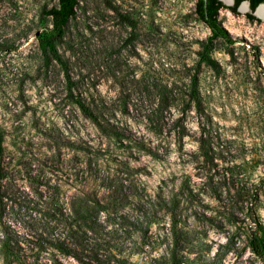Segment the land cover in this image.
Here are the masks:
<instances>
[{"label":"rangeland","instance_id":"1","mask_svg":"<svg viewBox=\"0 0 264 264\" xmlns=\"http://www.w3.org/2000/svg\"><path fill=\"white\" fill-rule=\"evenodd\" d=\"M56 4L0 0V264H78L40 251L52 199L70 207L81 191L104 199L111 188L134 216L136 197L157 201L166 186L184 192L175 232L169 216L146 237L125 224L126 255L135 242L141 251L133 264L169 262L173 249L178 264H264L249 244L264 228V18L222 9L235 44L214 41L213 69L199 65L212 31L197 0H80L58 45L61 64L44 58L36 37ZM77 99L118 135L104 134ZM94 159L105 184L85 182Z\"/></svg>","mask_w":264,"mask_h":264},{"label":"trees","instance_id":"2","mask_svg":"<svg viewBox=\"0 0 264 264\" xmlns=\"http://www.w3.org/2000/svg\"><path fill=\"white\" fill-rule=\"evenodd\" d=\"M250 2V8L254 13L256 8L264 3V0H235L233 6H227L221 0H197L196 14L212 31V35L203 46L199 65L203 63L217 69L218 62L212 57L213 43L217 39H224L229 44H235L228 30L223 26L219 19L222 9H230L237 13L240 5ZM80 0H57V4L51 8H45L42 12L43 18L51 19V27L45 28L37 37L44 58L49 61H58L63 64L58 45L65 37L66 29L72 19L76 17L77 8ZM252 21H259L252 13L247 14ZM193 94L198 96V80L197 76L193 80ZM77 103L82 112L89 118L104 134L117 136L118 133L108 124L106 125L98 112L91 106L87 105L83 100L77 99ZM6 135L2 127H0V191L2 182L5 178L4 170V153ZM202 155L208 156L205 147V141H201ZM87 150V149H85ZM98 165L96 160H91L86 167L87 175L84 177L85 182L97 184L98 180H102L105 184L108 181L106 176L99 175L97 171ZM109 195L104 199L99 197L96 192H84L75 195L70 203V207H66L60 203L58 199H50L47 207L43 211L44 218L47 222V230H51V234L47 237L42 236L40 251L49 252L55 250L61 255L73 258L78 264H133L131 256L140 254V249L135 242L132 247V255H126L125 245L121 242L119 231L127 224L132 233L140 234L146 237L152 227L164 220L165 216H169L173 221V232H175L178 219L180 217L181 197L184 192L169 189L166 186L162 188L161 194L157 201H142L143 198L136 197V207L134 216H126L121 213L118 208L120 199L114 193V189L108 188ZM44 198L42 193H39ZM45 203V202H44ZM149 203V205H148ZM44 206V205H42ZM42 212V211H41ZM105 213V216L102 215ZM160 213H163L160 217ZM52 222L56 223L55 227H50ZM58 227L59 233L53 231ZM56 229V230H58ZM250 248L254 254L264 259V228L258 225L253 230L250 238ZM173 249L169 262L162 264H178V257ZM51 254V253H50ZM46 264H61L59 260L51 258Z\"/></svg>","mask_w":264,"mask_h":264},{"label":"water","instance_id":"3","mask_svg":"<svg viewBox=\"0 0 264 264\" xmlns=\"http://www.w3.org/2000/svg\"><path fill=\"white\" fill-rule=\"evenodd\" d=\"M224 4H226L227 6H233L234 4H235V0H231L230 1V3H226L225 1H223V0H221ZM264 5V3H262V4H260L257 8H256V10H255V14H256V16H258V17H260L258 14H257V12H258V9L261 7V6H263ZM241 6L243 7V6H245L246 7V9L247 10H250L251 12H252V10H251V8H250V5H249V2H243L242 4H241ZM241 7V8H242ZM260 18H262V17H260ZM40 33H41V31H38L37 33H36V37H38L39 35H40Z\"/></svg>","mask_w":264,"mask_h":264},{"label":"bare ground","instance_id":"4","mask_svg":"<svg viewBox=\"0 0 264 264\" xmlns=\"http://www.w3.org/2000/svg\"><path fill=\"white\" fill-rule=\"evenodd\" d=\"M223 1H225L226 3H230L231 0H223ZM242 9L245 10L246 7L243 6ZM257 14H258L260 17L264 18V5L261 6V7L258 9Z\"/></svg>","mask_w":264,"mask_h":264},{"label":"flooded vegetation","instance_id":"5","mask_svg":"<svg viewBox=\"0 0 264 264\" xmlns=\"http://www.w3.org/2000/svg\"><path fill=\"white\" fill-rule=\"evenodd\" d=\"M245 2H249V1H245ZM249 5H250V2H249ZM241 6V5H240Z\"/></svg>","mask_w":264,"mask_h":264}]
</instances>
